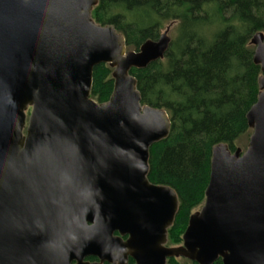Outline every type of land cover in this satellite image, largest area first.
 <instances>
[{"label":"water","instance_id":"obj_1","mask_svg":"<svg viewBox=\"0 0 264 264\" xmlns=\"http://www.w3.org/2000/svg\"><path fill=\"white\" fill-rule=\"evenodd\" d=\"M96 4L0 0V264H264V35L250 40L261 76L246 149L213 147L204 203L167 247L177 197L149 183L147 161L170 122L140 103L129 72L161 60L170 38L127 50L92 21ZM101 64L114 83L98 104Z\"/></svg>","mask_w":264,"mask_h":264},{"label":"trees","instance_id":"obj_2","mask_svg":"<svg viewBox=\"0 0 264 264\" xmlns=\"http://www.w3.org/2000/svg\"><path fill=\"white\" fill-rule=\"evenodd\" d=\"M90 17L112 26L135 51L156 41L165 24L173 27L163 58L129 74L140 103L165 111L170 122L167 137L149 148L147 180L176 194L166 246H179L190 215L204 203L213 147L233 153L252 133L246 114L257 101L261 71L249 42L264 34V0H97ZM113 83L108 65L94 67L90 98L106 103Z\"/></svg>","mask_w":264,"mask_h":264},{"label":"rangeland","instance_id":"obj_3","mask_svg":"<svg viewBox=\"0 0 264 264\" xmlns=\"http://www.w3.org/2000/svg\"><path fill=\"white\" fill-rule=\"evenodd\" d=\"M163 33H166L167 35H168V37H171L172 35H173V27H171V28H169L168 27V25L167 24H165L164 25V27H163V29L160 31V35L161 34H163ZM263 34V33H262ZM264 35V34H263ZM249 44L251 45V43L249 42ZM249 45V46H250ZM252 46V45H251ZM252 47H254V46H252ZM261 71V70H260ZM261 76V75H260ZM259 92H260V90H259ZM29 110L30 109H28L27 111H26V121H25V127H26V125H27V120H28V116H29ZM250 129V128H249ZM251 130V129H250ZM24 133V132H23ZM244 141H246V139H242V140H240L237 144H238V148L239 149H241V151L243 152L244 151V147L245 146H247L246 145V142H244ZM202 207V206H201ZM200 207V208H201ZM200 208L197 210V211H199L200 210Z\"/></svg>","mask_w":264,"mask_h":264},{"label":"flooded vegetation","instance_id":"obj_4","mask_svg":"<svg viewBox=\"0 0 264 264\" xmlns=\"http://www.w3.org/2000/svg\"><path fill=\"white\" fill-rule=\"evenodd\" d=\"M114 235H117V234L115 233ZM122 240L123 241L126 240V237H122ZM91 258H92V260H91ZM84 262L92 264V263H97L98 260L96 258H93V257H87V258L84 259ZM130 262H132V263H130ZM72 264H74V263H72ZM102 264H110V263H107L105 261ZM127 264H134L133 260L130 257H127Z\"/></svg>","mask_w":264,"mask_h":264}]
</instances>
